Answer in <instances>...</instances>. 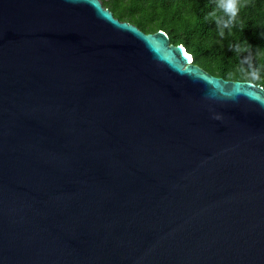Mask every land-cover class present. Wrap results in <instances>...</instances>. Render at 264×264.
<instances>
[{
  "label": "water",
  "instance_id": "95a60500",
  "mask_svg": "<svg viewBox=\"0 0 264 264\" xmlns=\"http://www.w3.org/2000/svg\"><path fill=\"white\" fill-rule=\"evenodd\" d=\"M0 264H264V87L98 0H0Z\"/></svg>",
  "mask_w": 264,
  "mask_h": 264
},
{
  "label": "trees",
  "instance_id": "16d2710c",
  "mask_svg": "<svg viewBox=\"0 0 264 264\" xmlns=\"http://www.w3.org/2000/svg\"><path fill=\"white\" fill-rule=\"evenodd\" d=\"M143 14L133 17L144 32L163 30L171 43L182 44L193 54L194 63L212 75L227 80L250 81L239 72L241 56L231 46L247 42L261 68V80L251 81L264 87V0H248L235 25L224 29L221 37L214 18L216 0H145ZM246 67V66H245Z\"/></svg>",
  "mask_w": 264,
  "mask_h": 264
},
{
  "label": "clouds",
  "instance_id": "9594fccd",
  "mask_svg": "<svg viewBox=\"0 0 264 264\" xmlns=\"http://www.w3.org/2000/svg\"><path fill=\"white\" fill-rule=\"evenodd\" d=\"M247 6L248 0H216V9L209 13V17L214 18L221 37L225 34L224 29L230 30L235 25L241 9ZM251 47L247 42L244 44L237 43L231 46V50L241 56L239 72L249 77L250 81H259L261 80V68L255 62ZM262 54L264 53H261L259 50L255 53L256 56ZM251 88L256 89L255 85H251ZM240 94L238 90L233 89L227 96L235 100ZM214 118L221 119L222 117L217 115Z\"/></svg>",
  "mask_w": 264,
  "mask_h": 264
},
{
  "label": "flooded vegetation",
  "instance_id": "af4514ba",
  "mask_svg": "<svg viewBox=\"0 0 264 264\" xmlns=\"http://www.w3.org/2000/svg\"><path fill=\"white\" fill-rule=\"evenodd\" d=\"M101 6L110 11L121 22H128L139 27L131 21L133 17L143 14L145 0H98ZM140 28V27H139ZM141 29V28H140ZM142 30V29H141Z\"/></svg>",
  "mask_w": 264,
  "mask_h": 264
}]
</instances>
